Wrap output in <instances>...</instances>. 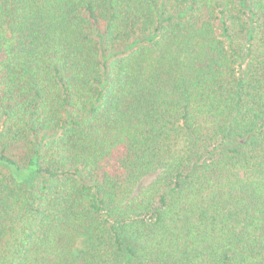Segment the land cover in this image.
<instances>
[{"label": "trees", "instance_id": "obj_1", "mask_svg": "<svg viewBox=\"0 0 264 264\" xmlns=\"http://www.w3.org/2000/svg\"><path fill=\"white\" fill-rule=\"evenodd\" d=\"M0 264H264V0H0Z\"/></svg>", "mask_w": 264, "mask_h": 264}, {"label": "rangeland", "instance_id": "obj_2", "mask_svg": "<svg viewBox=\"0 0 264 264\" xmlns=\"http://www.w3.org/2000/svg\"><path fill=\"white\" fill-rule=\"evenodd\" d=\"M147 39L152 37V34H148ZM140 40H143V37H138L134 40H131L127 43H124L120 46H117L115 48H105L104 47V52L102 54V59L105 62H108L109 60H111L114 57L123 55L128 53L129 51H131L138 42H140ZM55 134L52 133H45V134H41L37 137L32 138V144L30 146V148H34V149H38L39 147L42 146L43 143H45L48 139L54 137ZM18 150L15 151V155L19 156V154H23V151H19ZM31 170L29 168H24L21 170H16V169H12L10 170V174L12 176V178L18 182H29L30 178H31Z\"/></svg>", "mask_w": 264, "mask_h": 264}]
</instances>
